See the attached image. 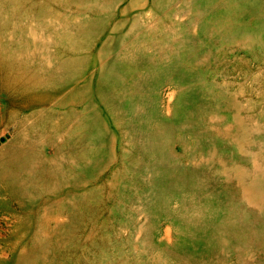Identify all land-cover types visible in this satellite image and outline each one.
<instances>
[{
    "label": "rangeland",
    "instance_id": "obj_1",
    "mask_svg": "<svg viewBox=\"0 0 264 264\" xmlns=\"http://www.w3.org/2000/svg\"><path fill=\"white\" fill-rule=\"evenodd\" d=\"M0 264H264V0H0Z\"/></svg>",
    "mask_w": 264,
    "mask_h": 264
}]
</instances>
